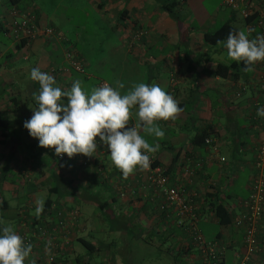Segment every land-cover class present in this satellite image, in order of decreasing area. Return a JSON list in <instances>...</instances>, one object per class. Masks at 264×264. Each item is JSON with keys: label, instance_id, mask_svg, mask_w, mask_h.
Masks as SVG:
<instances>
[{"label": "crops", "instance_id": "crops-1", "mask_svg": "<svg viewBox=\"0 0 264 264\" xmlns=\"http://www.w3.org/2000/svg\"><path fill=\"white\" fill-rule=\"evenodd\" d=\"M120 1L95 0L93 6L98 9L99 17L108 16L111 22L108 23L109 35L112 30L117 35L111 53V67L118 70V81L125 85L120 90L122 94L135 84L128 60V55L136 53L135 48L146 45L148 40L149 44L169 43L174 46L181 40L189 42L188 51L178 58L171 50L163 51V47L156 53L142 56L144 68L140 70L139 83L147 81L148 84L151 77L160 79L161 75L167 74L162 80L166 82L164 90L183 109L175 120L158 121L162 128L172 127L173 134L162 146L165 148L163 155L157 151L149 156L166 169L170 183L184 189L185 196L193 203L203 235L227 244L225 258L233 264L240 249L242 229L235 228L232 223L230 233L221 228L210 203L220 200L232 211L233 217L243 213L241 204L248 196L255 173V150L264 142V117L257 116V108L262 107L259 89L261 63L253 64V71L244 72L243 62L229 60L225 47L204 42L203 34L218 27L213 20L195 27L197 30L191 28L183 33L159 3L157 12L160 10V14L168 16L162 23V16L150 20L155 8L150 11L142 8L147 6L148 0H123L126 6L112 11V6ZM233 1L236 7L226 3L231 9L220 21H230L238 31L244 30L250 39L264 35V0ZM26 2L23 0L18 7L33 11L40 25L53 27L55 33L47 39H33L18 49L17 42L2 32L3 26L16 17L11 14L12 6L0 23L3 37L0 40V120L5 125L0 127V187L10 193L9 197L0 195V202H6L0 212V229L11 225L18 234L20 226L25 223L21 224L24 218H35L38 224L50 220L52 226L56 220L51 218L57 209H76L78 218L71 222L69 243L58 255H61L60 264H102L104 261L132 264L131 244L135 240H142L150 247L155 244L158 250L173 256L175 264H199L197 250L190 238L174 224L175 212L159 211L151 191L143 189L144 170L137 167L125 178L111 162L108 149L99 145L98 137L93 156L81 154L86 160L85 165L77 155L71 159L66 154L58 157L51 148L39 147L38 140L24 128V121L32 117V108L37 106L32 93L38 91L39 83L30 77L33 68L54 76L56 86L62 90L70 89L75 80L88 81L94 77V72L102 71L97 62L87 61L89 54L83 50L85 46L79 32L72 33L71 26L61 19L57 24L49 25L37 5L33 2L36 7L29 8L31 4ZM243 12L250 18L247 19ZM143 36L146 39L142 40ZM69 49H73L72 53L83 64L82 72L74 70L68 63L65 54ZM115 59L119 62H114ZM123 61L127 64L122 67ZM218 64L229 67L226 76L216 74ZM101 81L116 87V82ZM99 83L92 87H99ZM82 86L86 91L83 83ZM136 123L138 118L133 109L129 126ZM200 129H206V137L213 139L212 146L191 142ZM41 192L48 197L37 218L36 201ZM48 199L52 200L50 206ZM99 202H107V206L100 209ZM92 204L97 205L99 213H94ZM21 213L27 214L22 216ZM98 229L106 236L102 241L94 237ZM80 238L98 250L80 253L76 248ZM259 238L263 260L264 208ZM47 243L48 238L35 239L25 262L35 260L37 264L38 258L49 250Z\"/></svg>", "mask_w": 264, "mask_h": 264}, {"label": "clouds", "instance_id": "clouds-1", "mask_svg": "<svg viewBox=\"0 0 264 264\" xmlns=\"http://www.w3.org/2000/svg\"><path fill=\"white\" fill-rule=\"evenodd\" d=\"M216 43L227 49L229 60L243 62L244 72L253 71V64L264 61V35L250 39L244 30L230 31L226 41ZM30 77L39 83L38 91L32 93L37 106L23 126L38 140V146L54 149L58 157L64 154L70 159L77 154L92 157L98 137L99 145L108 149L111 162L125 178L137 167L148 169L149 154L159 150V143L150 144L145 135L163 139L164 131L157 122L175 120L183 111L178 101L155 83H136L122 94L120 90L125 85L117 81L116 87L104 83L88 93L80 80H75L70 89L62 90L56 86L54 76L39 68H33ZM133 109L138 123L129 126ZM257 116L264 117V107L257 108ZM43 209L44 201L38 199L37 218ZM31 250L32 245H26L11 225L0 229V264H25Z\"/></svg>", "mask_w": 264, "mask_h": 264}, {"label": "built area", "instance_id": "built-area-1", "mask_svg": "<svg viewBox=\"0 0 264 264\" xmlns=\"http://www.w3.org/2000/svg\"><path fill=\"white\" fill-rule=\"evenodd\" d=\"M227 4L236 7L233 0H228ZM12 14L16 18L5 25L3 35L12 38L16 42L25 39L27 40L26 43H29L33 39H43L54 34L52 27L38 26L31 11L13 9ZM243 14L245 17L248 15L246 12H243ZM65 57L74 70L83 71V64L76 59L71 51H67ZM260 63L262 75L259 89L262 96L261 106L264 107V61H260ZM104 83L108 82L101 81L99 86ZM256 105H259L258 99ZM204 143L212 146L213 139L206 137ZM52 150L55 153V150ZM77 156L81 159V164L85 165L86 160L82 158V155L77 154ZM254 158L255 173L250 182L248 196L241 204L243 213L236 215L232 220V225L235 228L242 229L240 249L235 254L236 261L233 264H264V259L262 260L260 256L263 249L259 238V227L264 208V142L257 145ZM150 161L152 163L151 158ZM151 163L150 167L144 170L142 174L141 185L143 189L151 191L152 199L156 198L158 202L156 208L159 211L166 213L172 210L175 212L174 224L184 230L190 238L197 250L199 264H229L225 258L227 244H224L218 238L207 239L203 235L197 224L193 203L185 196L184 189L179 185L170 183L164 167L152 166ZM132 193H134V190H132ZM77 218L78 211L76 209L63 207L56 213V221L52 226L49 221L43 224H32V220H27L23 224L26 230L20 236L24 239L26 245L34 243L35 239L41 237L48 238L46 245L49 250L46 254L40 256L38 264H54L55 257L62 253L61 250H64L69 243L71 222H75ZM104 264L113 263L106 261Z\"/></svg>", "mask_w": 264, "mask_h": 264}, {"label": "rangeland", "instance_id": "rangeland-1", "mask_svg": "<svg viewBox=\"0 0 264 264\" xmlns=\"http://www.w3.org/2000/svg\"><path fill=\"white\" fill-rule=\"evenodd\" d=\"M27 4H31L29 8L37 7L42 12L43 16L46 17V20L49 25L57 24V21L60 19L62 21H66L72 30V33L79 32L82 44H84V52L88 55L86 58L87 61L97 62L98 67H101L102 71L94 72V77L88 81L83 80L84 88L88 93H90L91 89L93 88L92 85L95 83H99L101 80H107L109 82H117L118 77V70H112L111 62L113 61L111 57L112 50L115 48V35L114 30H112V35H109L110 28L108 27L111 22L108 19V16L105 18L99 17L98 9L93 6V1L95 0H26ZM179 7L175 10L178 20L176 21V25L182 30L183 33H187L189 29L202 27L203 24L209 23V21L216 22V26H219L222 21L221 18L223 15L228 14L229 10L231 9L229 6L226 5L228 0H179ZM35 3L32 4V3ZM126 6L125 2L121 0L120 2L116 3L112 6V11H116V9H122ZM10 6L8 5L7 0H0V23L3 19V16L8 12ZM142 8H146L149 11L155 8V13L151 17V21L155 19H159L162 16V22L167 20L168 16L164 14H160L157 12L158 2L156 0H148V4L145 7L144 5ZM164 13V12H163ZM110 18V17H109ZM172 18V17H170ZM96 19L99 20V24L96 25ZM105 19V20H104ZM108 19V20H107ZM174 19V18H172ZM104 20V22H103ZM171 20V19H170ZM109 21V22H108ZM109 23V24H108ZM147 23V21H146ZM77 25V27H75ZM67 28V27H66ZM110 30H109V29ZM195 28V29H196ZM197 30V29H196ZM195 31V30H194ZM197 32V31H196ZM150 33L152 31L150 30ZM3 39L0 33V40ZM146 39V36H143L142 40ZM189 42L180 41L176 43V45H170L169 43H151L149 44V40L146 42V45L141 47L135 48L134 50L136 53H132L128 55V60L131 62L129 67H131L130 72H132V77L134 78L135 84L139 83L140 78V70L144 67L142 62V56H146L148 53H156L159 50L168 51L171 50L175 53L176 57L182 56L183 53L188 51ZM79 48V45H78ZM73 51V49H69ZM4 59H1L3 61ZM20 62V61H19ZM114 62H119L118 60H114ZM127 64V61H123L122 67ZM115 71V72H114ZM165 75H161L160 79H154L157 77H151L149 79L148 84H158L163 89L165 87L166 82L162 81L165 79ZM83 77V76H82ZM161 80V81H160ZM147 83V81H146ZM83 87V86H82ZM71 88V87H70ZM9 90H6L8 93ZM158 123V122H157ZM159 127L164 131L163 139H158L154 136H147L145 135L146 140L150 144L159 143L160 147L158 152L160 155L164 154L165 148H163L164 142L170 138L173 134L172 127L162 128L158 123ZM163 146V147H162ZM9 192L5 191L0 187V195L9 197ZM48 195L45 192H41L39 194L38 199H42L44 202ZM22 199L24 196L21 197ZM37 199V200H38ZM22 201V200H19ZM92 208L94 213H99V209L97 208L96 204H92ZM91 213V212H90ZM22 216L27 213H21ZM56 220V214L54 213L53 218ZM29 220V218H24L21 221ZM49 220V219H47ZM50 221V220H49ZM43 222V221H42ZM14 225V224H13ZM97 227L99 226V222H97ZM15 227V225H14ZM217 230V229H216ZM94 237L99 239L100 241L103 240L105 234L101 230H97L94 234ZM76 248L80 253L87 252V249L80 243L76 242ZM160 248V247H159ZM131 260L132 264H171L172 257L169 253H165L164 251H160L157 249V246L154 244L153 246H148L142 240H135L132 241L131 244ZM26 261V260H25ZM25 264H31L29 261L25 262Z\"/></svg>", "mask_w": 264, "mask_h": 264}, {"label": "trees", "instance_id": "trees-1", "mask_svg": "<svg viewBox=\"0 0 264 264\" xmlns=\"http://www.w3.org/2000/svg\"><path fill=\"white\" fill-rule=\"evenodd\" d=\"M156 1L161 5L162 10L165 11L170 17L174 18V20H178L179 19L177 14H176V12H175V10L177 9V7H178V5L180 3L179 0H156ZM7 2H8L9 6L13 7L11 9V14H12L13 9H18V10H21V11L28 10L27 8L18 7L19 4L23 3V0H7ZM31 12L34 14L33 11H31ZM34 17H35V21H36L37 25L40 26V27H43V25H40V23L38 22L37 17L35 16V14H34ZM246 18L248 19V18H250V16L247 15ZM4 27H5V25L2 28V32L4 31ZM49 27H51V26H49ZM0 29H1V25H0ZM53 30H54V28H53ZM230 31H238V28L235 27L230 21L229 22L228 21L224 22L220 26H218L216 29H214L213 31L205 32L203 34V41L206 42V43H209V44L217 45L216 41L217 40H226L227 35H228V33ZM54 33H55V30H54ZM47 38L48 37L43 38V39H47ZM26 41L27 40H25V39H21L19 42H17L16 47L18 49L23 47L26 44ZM228 70H229L228 66L223 65V64H218L217 65V69H216V74L219 75V76L224 77L228 73ZM1 122L2 121L0 120V127H5V125L2 124ZM207 135L208 134H207L206 129H200L193 135V137L191 138V142L194 145H203L204 144V140H205ZM151 165L152 166H158L159 162L157 160H152ZM166 173H167V171H166ZM51 202H52V200L48 199L49 206H50ZM3 203L6 204L5 201H1L0 202V212L4 208ZM98 206L100 207V209H103V208H105L107 206V202H105V203H100L99 202ZM210 206H211V210L213 212V215L216 218V220H217L218 224L220 225V227L223 228L224 230H228L229 233H230L232 231L231 230L232 229L231 228V223H232V220L234 218L233 215H232L233 214L232 211L224 203H222L218 199H215V200L211 201ZM57 212H58V209H57L56 213ZM162 213H164V212H162ZM35 220H36L35 218H34V220L32 219V224H38L37 220L36 221ZM26 221H23L21 224H23ZM25 230L26 229L21 225L20 226V230L18 232V235H21L22 232H24ZM78 240L87 249L88 252H94V251L98 250V249H95V247L89 241H87V240H85L83 238H80ZM31 245L33 246V243ZM100 248L102 249V247H100ZM60 256H56L55 257L54 264H60V262H61ZM39 260H40V257L38 258V261ZM104 262L102 264H104ZM171 262L173 264H175V260L173 259V256H172ZM37 264H38V262H37ZM76 264H84V263L78 262Z\"/></svg>", "mask_w": 264, "mask_h": 264}]
</instances>
